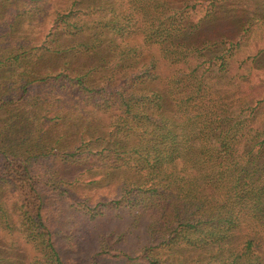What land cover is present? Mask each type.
I'll return each instance as SVG.
<instances>
[{
	"label": "trees",
	"instance_id": "trees-1",
	"mask_svg": "<svg viewBox=\"0 0 264 264\" xmlns=\"http://www.w3.org/2000/svg\"><path fill=\"white\" fill-rule=\"evenodd\" d=\"M22 1L0 0V264H23L26 244L29 264H69L57 241L65 208L93 218L121 204L150 215L145 243L95 255L264 264V0H140L139 17L121 14L122 0H71L28 32ZM131 21L161 47L165 78L121 39ZM104 158L134 178L92 203L62 169ZM189 246L213 254L184 262Z\"/></svg>",
	"mask_w": 264,
	"mask_h": 264
},
{
	"label": "rangeland",
	"instance_id": "rangeland-1",
	"mask_svg": "<svg viewBox=\"0 0 264 264\" xmlns=\"http://www.w3.org/2000/svg\"><path fill=\"white\" fill-rule=\"evenodd\" d=\"M122 7H119L117 2V8L119 12L124 15L126 13H131V16H146V11H142V2L140 0H122ZM71 0H25L18 4V7H15L17 10L25 7L29 11H33L34 21H31L32 18L27 17L26 21H23V25L20 27L23 32L29 31V29L34 28L36 22L40 23L46 22L50 19L59 5L69 3ZM110 3H114V0H109ZM126 4V5H125ZM62 6V5H61ZM130 7H133L132 10H129ZM107 16V15H106ZM128 18V17H126ZM125 18V19H126ZM31 19V20H30ZM124 19V21H125ZM24 20V18L22 19ZM127 25L124 35H128L126 38L122 37L124 41L130 46L141 45V49L137 50L139 56L134 58L137 64H144L146 60L151 57L157 59V68L156 72L159 73L161 78H165L170 74L171 67L166 62V59L163 57V52L161 47L157 44L146 46L142 43L138 33H141L140 25L135 24L133 21L131 23H125ZM259 34L261 39H263L264 29H260ZM140 35V34H139ZM254 36V32H253ZM84 39V38H83ZM147 47V48H146ZM67 59L70 62L74 61V55L71 52L65 53ZM72 56V57H71ZM161 82L156 83L155 88L161 90ZM102 117L109 116L100 115ZM106 121H103L101 124H105ZM127 141L129 144H134V139L136 136L131 133L127 135ZM109 159V160H108ZM111 158H104L108 160L107 164L105 162H99V165L92 168V164L96 163V160H82L79 165L75 167H70L66 165L62 169V173L68 176L73 174L79 175L82 183L77 189V193L82 195V197H88L92 203L96 202L97 199H109L118 192L119 184L125 179L134 178L133 175L125 169H116L111 171L114 165L110 162ZM115 168V167H114ZM108 171L112 173L109 176H104ZM82 173V174H81ZM91 181V182H90ZM140 215V222L134 223V220L138 219ZM150 215L147 211H141V208L135 207L129 209L125 204H121L118 208L108 209L104 208L101 214L90 218L89 214L83 212L81 209L74 208H65L63 217L58 226L57 241H58V250L63 257V259L69 264H85L91 258L94 259L92 264H141L138 261H129L125 258L116 257L114 254H102L101 256L95 255L96 251L105 247L106 249H114L118 254L128 253L135 254L140 251L142 245L145 243L146 233L144 232L146 225L149 222ZM5 236V235H4ZM7 236V234H6ZM103 245V246H102ZM186 246V245H183ZM26 253L24 256L27 258L23 261V264H29L31 262L30 257H32L33 250L29 244H26L23 247ZM190 248L187 251L185 248H179L180 255L183 257L184 262L191 258H201L205 260L207 257L211 256L213 253L206 251L204 248L195 249L194 247ZM156 252V251H154ZM159 255V260L163 261L167 257V253L164 250L157 249L156 252Z\"/></svg>",
	"mask_w": 264,
	"mask_h": 264
}]
</instances>
